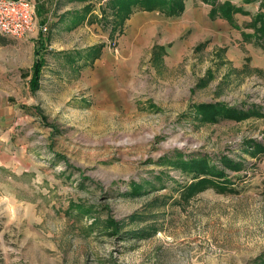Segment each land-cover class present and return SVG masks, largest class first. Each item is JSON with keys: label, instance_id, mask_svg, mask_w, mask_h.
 Returning a JSON list of instances; mask_svg holds the SVG:
<instances>
[{"label": "rangeland", "instance_id": "obj_1", "mask_svg": "<svg viewBox=\"0 0 264 264\" xmlns=\"http://www.w3.org/2000/svg\"><path fill=\"white\" fill-rule=\"evenodd\" d=\"M77 1L35 7L40 85L21 80L0 114V264H264V41L245 37L263 0H228L236 27L185 0L210 10L182 36L157 10L112 32L107 0ZM203 103L246 116L203 120ZM176 152L241 165L230 188L188 195Z\"/></svg>", "mask_w": 264, "mask_h": 264}, {"label": "trees", "instance_id": "obj_2", "mask_svg": "<svg viewBox=\"0 0 264 264\" xmlns=\"http://www.w3.org/2000/svg\"><path fill=\"white\" fill-rule=\"evenodd\" d=\"M82 2L83 0H79ZM87 1V0H84ZM210 4H212L213 14L220 15L227 20H230L231 24L237 26L234 22L233 14L240 12L244 14L245 9L241 6H236L230 3V1L225 0L223 3H218L216 0H203ZM245 3L251 2L253 0H242ZM184 2L185 0H107L104 6L102 7L103 14H107V16H111V21H106V25L111 24V31L115 32V30H121L123 23L125 20L133 13L144 11H159L164 14L166 17H173L180 15L184 11ZM263 6L264 7V0ZM78 18L82 17L81 14L77 15ZM253 22L250 24L254 29L255 33H246L245 37H256V44H262L264 41V12L258 11V13L254 16ZM111 35V34H110ZM244 35V34H243ZM100 48H92L90 51H87V55L98 56ZM35 53L37 55V59L34 61L32 65V74L29 79V83H31L32 90H35L39 87V79L41 78L42 65L44 64V58L40 56L39 50L36 49ZM85 53V52H84ZM84 53L77 52V55L82 56ZM78 56V57H79ZM93 56V57H94ZM70 60L73 58V55L68 56ZM196 111L199 114L198 118H202L203 120L215 121L217 117L229 118L231 120H240L243 119L246 114L242 112L243 110L238 109L235 106L229 107L225 104L215 103V104H197L195 105ZM254 144V142H252ZM253 146V145H252ZM251 146V147H252ZM254 147L255 144H254ZM264 147L261 145V150ZM186 157V158H185ZM163 159L168 160V156ZM171 163L174 166L182 168V171L187 173L190 176L191 183L188 186L183 187L184 193L188 195L195 194L199 191L206 189L211 186L216 188L218 191L224 190L225 188H230V183L232 179L229 177V173H227V169L237 170L241 162L240 160L231 159L228 155L222 154L219 156V160L213 161L210 155L204 153H192L190 155H184L182 152H176L175 159L171 160ZM141 186L135 187L132 185L131 192H127V194H138ZM135 216H132V221ZM108 225L116 227V231L119 233L121 227H117L114 221H108ZM149 230L141 229L138 233L132 232L133 237H146L149 234Z\"/></svg>", "mask_w": 264, "mask_h": 264}, {"label": "crops", "instance_id": "obj_3", "mask_svg": "<svg viewBox=\"0 0 264 264\" xmlns=\"http://www.w3.org/2000/svg\"><path fill=\"white\" fill-rule=\"evenodd\" d=\"M38 11V13L42 9H46L47 7H50V9L53 10V5L59 4V0H31ZM77 1V0H72ZM78 2V1H77ZM202 5V4H200ZM200 5H186V8L184 12L180 15L179 18H172V17H161L159 20H161L163 23L170 25L171 23L174 25H181L182 31H180L179 36H182L183 32L191 25H193L196 20H200L199 18L205 17L208 18V11L210 8H203L206 4H203V6L199 7ZM58 5L54 6L55 10ZM206 7V6H205ZM207 9V10H206ZM147 12V11H145ZM59 11L56 13H50L49 15L45 16L47 19L51 20L52 17L54 18L53 21L55 23L60 22V17H56ZM154 13H157L154 12ZM70 14V13H69ZM82 14V13H79ZM170 20V21H168ZM207 20V19H206ZM205 20V21H206ZM156 23V21H155ZM213 23V33H215L214 30L219 31V29L216 28L215 25H220L223 28H226V21L222 20L220 18H215V21ZM231 31V30H230ZM229 31V32H230ZM209 32V31H208ZM36 34L35 29L28 34L25 39L23 40H17L16 44H12V42L8 40H4L0 37V114L4 113L6 111L5 106H9L8 104V97H12V95L16 94L18 91L19 82L21 80H28L31 75V65L34 62L35 53H34V41L31 43H28ZM178 35L177 33H175ZM27 46L25 50L23 49L24 46ZM0 118V125L2 124ZM7 120L5 121V123Z\"/></svg>", "mask_w": 264, "mask_h": 264}, {"label": "built area", "instance_id": "obj_4", "mask_svg": "<svg viewBox=\"0 0 264 264\" xmlns=\"http://www.w3.org/2000/svg\"><path fill=\"white\" fill-rule=\"evenodd\" d=\"M36 9L31 0H0V34L25 38L35 27ZM47 30L46 25L41 26Z\"/></svg>", "mask_w": 264, "mask_h": 264}]
</instances>
